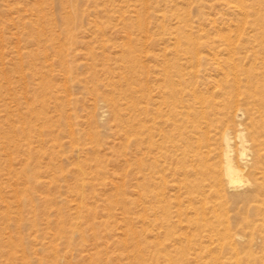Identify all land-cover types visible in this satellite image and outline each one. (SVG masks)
Listing matches in <instances>:
<instances>
[{
    "label": "rangeland",
    "instance_id": "rangeland-1",
    "mask_svg": "<svg viewBox=\"0 0 264 264\" xmlns=\"http://www.w3.org/2000/svg\"><path fill=\"white\" fill-rule=\"evenodd\" d=\"M263 18L264 0H0V264H264L261 217L226 186L213 208L200 174L225 143L179 103L264 71Z\"/></svg>",
    "mask_w": 264,
    "mask_h": 264
},
{
    "label": "bare ground",
    "instance_id": "bare-ground-1",
    "mask_svg": "<svg viewBox=\"0 0 264 264\" xmlns=\"http://www.w3.org/2000/svg\"><path fill=\"white\" fill-rule=\"evenodd\" d=\"M257 22L259 28L255 29L256 39L263 35L262 30L264 28V20L260 19ZM259 50L264 54V45H261ZM246 57L251 59L259 69L264 68V57L259 54L258 49L256 52L254 51V53H248ZM242 70L243 71H234L232 80H229V75L225 74L227 78V80H225L226 86H217L212 93L213 98L216 99L211 100L197 96V92L200 88L198 86L197 88L194 87L192 90L187 89L188 91H186V93L188 94H185V97L182 96L179 99V103L182 108L193 111V117L194 119L196 118V120L193 119V121H190V113L186 112L188 120L187 125L191 126L192 131L199 137V140L205 138L209 143L212 139L216 143H225L226 146L224 149L219 148L218 150L207 148L208 152L207 155H205L208 158L215 157L222 159L224 168L218 174L219 177L214 175L212 171L211 173H206L208 170L200 172L204 177L210 176V181L213 183L209 191L211 196L217 197L218 200L212 203V207L222 208L229 202L230 198L225 193L224 196L223 191L218 188L219 186H226L229 191L235 192L234 195H231L234 201H243L244 209L250 207L254 208L258 216L261 217L257 228L264 231V71H257L252 68H243ZM216 72L224 75V72L220 70V68H216ZM177 77L180 80L178 84L182 92L188 84V81L184 79L185 76L183 74H178ZM172 93H175V91ZM217 98H223L222 102L216 101ZM197 110H199V115L201 110L202 116H197ZM221 119H223L222 121L226 127L223 133L219 130L220 124L218 122H220ZM232 127L235 129V139L241 144L240 147H237V156L235 160L233 159V151L231 150L229 142L230 131L233 129ZM212 131L214 132V136L210 137L209 134ZM246 134L251 139V143H253L251 155L255 156L254 160L250 159L251 155H246L248 152V148L244 145ZM201 151L202 150L199 149L198 153ZM253 163L260 177H256L253 173H250V179L242 185L240 178L244 175V169ZM235 164H238L239 167ZM163 182L166 184L165 179H163ZM247 187L250 189V193L239 192ZM193 191L200 196H204L205 194V191L203 190L204 192H202L197 186H195ZM206 200H208V198L205 199L204 208L208 205ZM217 218H219L218 215Z\"/></svg>",
    "mask_w": 264,
    "mask_h": 264
}]
</instances>
